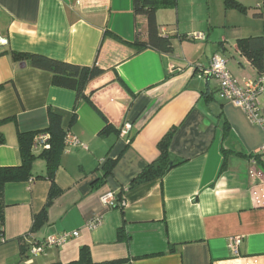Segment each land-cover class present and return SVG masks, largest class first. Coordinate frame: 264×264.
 Returning a JSON list of instances; mask_svg holds the SVG:
<instances>
[{"label": "crops", "instance_id": "0c3cea01", "mask_svg": "<svg viewBox=\"0 0 264 264\" xmlns=\"http://www.w3.org/2000/svg\"><path fill=\"white\" fill-rule=\"evenodd\" d=\"M236 1L252 10L263 2ZM157 22L163 34L177 37L171 56L135 53L125 44L135 41L137 30L146 36L133 0H0V169L21 166L19 133L46 130L51 113L84 146L63 153L55 175L63 194L37 230L35 216L51 190L48 180L36 179L46 176V161L34 162L33 180L6 185L0 264H67L82 248L97 263L264 264V207L252 197L264 171L242 157L261 154L264 160V130L221 100L218 84L204 74L220 55L241 83L260 79L264 72L241 55L237 42L264 37V20L253 11L226 9L225 0H178L177 8L157 12ZM197 34L205 40L183 39ZM11 52L96 64L104 74L87 87L90 102L75 110L74 91L53 86L52 75L30 62L14 63ZM261 108L264 114V94ZM107 123L113 130L102 135ZM125 124L133 129L123 138ZM171 131L172 158L183 163L162 179L130 188L158 160V145ZM224 150L234 153L223 170ZM109 160L117 164L103 184ZM109 192L122 194L123 209L117 200L112 208L102 203ZM121 230L127 240L119 238ZM72 232L79 236L65 245L31 253L47 238ZM235 237L242 238L238 255Z\"/></svg>", "mask_w": 264, "mask_h": 264}, {"label": "trees", "instance_id": "16d2710c", "mask_svg": "<svg viewBox=\"0 0 264 264\" xmlns=\"http://www.w3.org/2000/svg\"><path fill=\"white\" fill-rule=\"evenodd\" d=\"M178 0H133V10L135 20L143 18L147 23V30L145 38L137 30L136 39L133 43H125L134 49L135 53H141L145 50H152L161 55L171 56L175 53L176 36H167L161 32L160 26L157 22V12L162 9H175L177 8ZM226 9H236L242 13L253 11V16L257 19L264 20V0L260 8L252 10L244 7L236 0H225ZM118 41H122L112 34H107ZM194 41L192 37H187ZM238 51L245 57L251 65L258 70L264 72V37H252L241 39L237 42ZM11 58L14 63L30 62L31 66L37 70L48 72L52 75L53 86L57 88L72 90L77 95L78 105L83 101L90 102L86 95V90L89 84L95 79L104 74V70L100 69L96 64L92 67H83L73 65L70 63L62 62L47 58L45 56L36 54H25L19 52H11ZM76 118V117H74ZM112 126L107 123L106 128L103 130L102 135H108L111 132ZM48 134L49 149L34 150L35 138L39 134ZM174 131H171L159 143L158 148L160 157L154 163L146 166L131 183L130 188L138 185L147 184L155 180L164 178L172 169L183 163V161H175L172 158L171 142ZM70 133L63 127V120L60 115L51 113L49 127L42 131L29 134L18 135L19 146L22 164L19 167H6L0 169V246L4 243V222L7 204L5 201V187L10 183L26 182L34 179L33 164L37 159H44L47 165V174L45 177H36V179H45L51 183V190L45 208L40 215L35 216L33 230H37L43 222L47 219V210L54 203V201L63 194V191L57 187L55 175L60 167L61 158L67 146L65 144L66 138ZM4 143V139L0 138V144ZM231 151H223L225 156V163L223 170L226 168L229 155L233 154ZM241 154H239L240 156ZM242 157L255 161L259 164L264 171V160L261 154L242 155ZM117 161L109 160L104 166V184L107 177L112 175ZM117 204L123 209L121 204L124 202L122 194L118 195ZM121 240H127L126 233L121 230L119 233ZM45 241V240H44ZM43 241V242H44ZM23 246V241L20 242ZM42 243V242H41ZM33 248L31 249V251ZM124 260H115L97 263L92 259L91 252L88 248H82L78 260L67 264H124ZM62 264V263H58Z\"/></svg>", "mask_w": 264, "mask_h": 264}, {"label": "built area", "instance_id": "2783aa9c", "mask_svg": "<svg viewBox=\"0 0 264 264\" xmlns=\"http://www.w3.org/2000/svg\"><path fill=\"white\" fill-rule=\"evenodd\" d=\"M194 40L204 41L205 36L197 34L192 36ZM1 43V41H0ZM204 74L207 77L212 78L219 86V97L223 101H229L236 107L243 110L249 120L264 130V114L261 108V96L264 94V75L257 81H251L241 83L235 78L227 67V59L216 55L211 60L210 67L204 70ZM133 126L131 124H125L121 129V137L125 138L132 132ZM48 134H39L35 138L34 150L49 149ZM67 147H81L83 146L79 140L72 134H69L65 142ZM84 147V146H83ZM264 151V150H263ZM252 197L254 202L259 207H264V179L258 178L256 185L252 190ZM102 203L112 208L116 202V195L112 192L106 193L101 197ZM124 207V202L121 204ZM99 221L92 223L91 228H95ZM78 232L64 233L59 236H52L47 238L44 242L39 243L33 248L31 253L33 255L43 254L46 249L53 247H61L65 245L69 240L77 238ZM242 243L241 237H235L231 240L232 251L235 255H238L239 248Z\"/></svg>", "mask_w": 264, "mask_h": 264}, {"label": "rangeland", "instance_id": "374dc122", "mask_svg": "<svg viewBox=\"0 0 264 264\" xmlns=\"http://www.w3.org/2000/svg\"><path fill=\"white\" fill-rule=\"evenodd\" d=\"M120 133H121V130H120ZM105 195V194H104Z\"/></svg>", "mask_w": 264, "mask_h": 264}, {"label": "clouds", "instance_id": "9594fccd", "mask_svg": "<svg viewBox=\"0 0 264 264\" xmlns=\"http://www.w3.org/2000/svg\"><path fill=\"white\" fill-rule=\"evenodd\" d=\"M1 44V43H0Z\"/></svg>", "mask_w": 264, "mask_h": 264}]
</instances>
